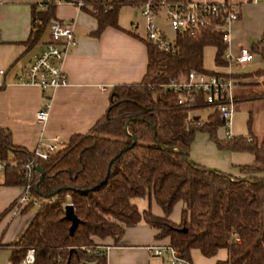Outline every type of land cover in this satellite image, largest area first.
I'll return each instance as SVG.
<instances>
[{"label":"trees","instance_id":"1","mask_svg":"<svg viewBox=\"0 0 264 264\" xmlns=\"http://www.w3.org/2000/svg\"><path fill=\"white\" fill-rule=\"evenodd\" d=\"M57 1L65 0H50L43 12L33 9L28 45L40 40ZM79 1L80 10L97 22L92 35L97 38L108 27L119 29L122 8H139L148 0ZM145 42L148 63L142 81L114 87L106 115L91 132L73 135L47 161L35 162L44 178L22 211L36 207L35 215L18 241L0 244L10 252V264H18L28 250L34 251V264H105V254L96 257L85 249L95 248L94 239L118 241L140 223L158 230V238H169L186 261L192 250L207 258L226 250L228 258L219 264H264V138L258 141L249 132L220 140L217 131L223 125L216 111L205 121L190 117L208 106L178 105L177 94L165 88L191 72L226 76L203 67L206 48L215 50L216 68L228 66L222 34L211 29L176 33L174 52L169 53ZM262 44L252 52L264 61V36ZM253 75L264 76V70ZM198 133L206 134L218 150L253 155L254 164L241 167L235 177L194 163L189 151ZM31 157L0 131V159L7 165L4 186L26 185L22 167ZM136 199L146 200L147 208L139 210ZM151 200L163 217L152 214ZM178 203L183 209L175 224L169 217ZM69 205L80 222L72 236L65 219Z\"/></svg>","mask_w":264,"mask_h":264},{"label":"crops","instance_id":"2","mask_svg":"<svg viewBox=\"0 0 264 264\" xmlns=\"http://www.w3.org/2000/svg\"><path fill=\"white\" fill-rule=\"evenodd\" d=\"M45 1L0 0V69L7 72L5 81L7 84L0 88V131L9 135L14 146L30 153L39 144L52 145L55 144L54 140L66 144L73 135L91 132L98 121L106 115L112 89L141 82L148 63L144 22L139 29L142 18L140 16V21L136 18L139 8H122L118 16L119 29L108 27L95 38L92 35L97 30V22L75 4L79 0L57 1L51 22H73L75 29L76 46L62 63L68 85L44 97L36 87L14 84L12 72L24 69L41 53L49 41L47 26L35 45L27 44L32 32L33 9ZM238 2L241 14L229 35L228 51L234 57L239 55L242 48H249L252 51L253 46H262L264 36V3H253L252 0ZM125 17L130 18V25L125 23ZM164 23V15L161 13L157 18V24L165 34L161 28ZM257 57L259 56L254 54L253 60L244 65L228 64L224 69L215 66L208 69L204 65L203 54V67L206 71L225 74L235 82L234 116L229 129L223 126L218 128L217 135L222 130V134L218 136L220 140L227 139V132L231 137H246L251 132L258 141L264 138V76L253 85H243L240 79L234 78L264 70L262 59L253 63ZM46 97L51 99L49 117L46 123L38 124L35 114L44 108ZM197 111L199 112V110L190 112V117L203 121L214 112L212 108V112L208 113L204 120L196 113ZM259 118L262 120L259 121ZM257 123L260 126H257ZM201 141L204 144L202 152L197 151L194 142L189 151L190 160L198 165L238 177L241 167L254 164V156L249 153L218 150L206 134ZM3 182L4 179L0 186L4 202L3 211L0 210V223L7 215H10L11 223L24 214L12 216L8 212L10 205L21 194L23 186L6 187ZM8 189H17L19 192H7ZM140 201L143 202L145 210L148 206L147 201L143 199ZM149 206L154 216L163 217L162 210L154 200H151ZM182 209L183 204L178 203L169 217L170 221L179 224ZM34 215L31 214L27 220L18 222L8 235L5 232L7 228L0 230V244L9 245L18 241ZM158 234V230L146 223H140L127 228L118 241L111 238L94 239V243L106 249L105 264H170L169 256L158 258L150 253L151 248L170 246V239H160L157 237ZM8 253L10 254L8 250L0 249V264L9 262ZM227 258L226 250L218 251L211 258L204 257L199 250H192L188 262L219 264Z\"/></svg>","mask_w":264,"mask_h":264},{"label":"built area","instance_id":"3","mask_svg":"<svg viewBox=\"0 0 264 264\" xmlns=\"http://www.w3.org/2000/svg\"><path fill=\"white\" fill-rule=\"evenodd\" d=\"M50 0L38 6L43 12L47 9ZM253 3L264 0H252ZM79 7L82 2L79 1ZM140 16L144 22L145 40L158 46L163 52H174V40H167L165 34L157 24L159 14L163 13L164 21L176 33L185 31H200L211 29L222 34V39L227 44L225 60L228 64L244 65L253 60L254 54L249 48H242L239 55L234 57L229 50V35L232 26L238 21L241 7L238 0H148L139 7ZM49 41L41 53L36 56L24 69L13 73V83L22 86L38 88L43 96L68 85V79L63 71L62 63L65 57L76 46L75 29L73 22H50ZM137 25L134 26L136 28ZM7 72L0 69V88L4 87ZM166 89L177 94V104L194 106L203 104L213 108L225 129H229L235 112V82L228 76H215L204 73L191 72L172 80ZM50 98L46 97L44 108L35 114L38 124H44L49 117ZM227 134V139L232 138ZM55 144H39L32 152L30 160L23 165L24 177L27 181L22 187L18 198L10 205L8 212L17 216L31 202V190L36 187L40 175L36 172V161H47L49 157L65 147L64 143L54 140ZM59 146V147H58ZM6 163L0 159V186L7 170ZM1 217V216H0ZM88 255L101 257L106 255V249L96 245L95 248H86ZM150 253L158 258L169 256L170 264H189L179 256L177 250L171 246L151 248ZM33 250H28L25 257L18 264H34ZM94 264V263H89Z\"/></svg>","mask_w":264,"mask_h":264},{"label":"rangeland","instance_id":"4","mask_svg":"<svg viewBox=\"0 0 264 264\" xmlns=\"http://www.w3.org/2000/svg\"><path fill=\"white\" fill-rule=\"evenodd\" d=\"M138 10V9H137ZM136 18L138 19V21H140V15H139V11L136 12ZM130 18L129 17H125V23H128L130 25ZM143 26V21L141 20V22L139 23V29L142 28ZM164 31H165V35L167 36V40L169 41H173L175 38V34L174 32L170 29L169 25L167 23H164L163 26L161 27ZM213 55H214V49L213 48H206L204 50V56H205V61H204V65L208 68V69H213L214 67V62H213ZM259 56V55H258ZM258 60H261V57H257L255 59V61L253 63H256ZM263 76H256L253 75V73L250 74H242L239 75L237 77L234 76V78L240 79V82L242 81L243 85H250V84H255L256 82H259L260 78ZM262 106V105H260ZM212 112V108H203V109H199V112L197 111L196 113L199 114L204 120L207 118L208 113ZM262 118H259V121H261ZM257 126H260L259 123H257ZM222 134V130L219 131V135ZM204 134L198 133L195 137L194 143L196 144V149L197 151H203L204 148V144L201 141V138H203ZM9 190V189H8ZM13 192V193H18L19 191H17V189L14 190H9L7 192ZM2 189L0 190V210L3 211V196H2ZM134 204L138 205L140 210H143V202L140 201V199H136L133 201ZM36 212V207H33L31 210H29L28 212L24 213L22 216H20L19 218H15L11 223H10V215H7L3 218V222L0 223V230L2 229H6L5 232L8 234H10L12 232V230L14 229V227L17 225L18 222L21 221H25L28 218L31 217V214H35ZM10 257V254L8 253V259ZM4 264H10L9 262H5Z\"/></svg>","mask_w":264,"mask_h":264},{"label":"water","instance_id":"5","mask_svg":"<svg viewBox=\"0 0 264 264\" xmlns=\"http://www.w3.org/2000/svg\"><path fill=\"white\" fill-rule=\"evenodd\" d=\"M35 169H36V172L40 175L39 180L41 181L44 178V172L38 166H36ZM37 187H38V182L36 184V189H37ZM60 190L55 191L51 196H54ZM65 219L67 221H69L70 224H71L70 229H69V232H70V235L72 236L74 234V232H75V230L78 227V225H79L80 222H79L78 218L76 217V215L74 213L73 207L70 206V205L69 206H66V208H65Z\"/></svg>","mask_w":264,"mask_h":264}]
</instances>
